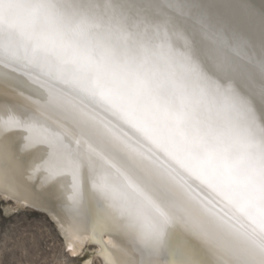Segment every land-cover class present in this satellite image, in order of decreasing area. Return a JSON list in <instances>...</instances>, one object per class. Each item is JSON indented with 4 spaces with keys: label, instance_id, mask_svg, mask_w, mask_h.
I'll return each instance as SVG.
<instances>
[{
    "label": "bare ground",
    "instance_id": "obj_1",
    "mask_svg": "<svg viewBox=\"0 0 264 264\" xmlns=\"http://www.w3.org/2000/svg\"><path fill=\"white\" fill-rule=\"evenodd\" d=\"M221 3L251 36L244 43L233 36V53L211 36L206 21L193 19L203 11L219 22ZM36 28L163 40L194 70L205 93L230 101L264 133V0H0L5 212L49 217L68 255L86 252L83 264H264L261 225L234 187L210 181L162 150L78 72L40 55L29 39ZM168 86L184 94L182 81ZM102 179L138 194L151 215H134L118 199L102 197L93 187Z\"/></svg>",
    "mask_w": 264,
    "mask_h": 264
},
{
    "label": "clouds",
    "instance_id": "obj_2",
    "mask_svg": "<svg viewBox=\"0 0 264 264\" xmlns=\"http://www.w3.org/2000/svg\"><path fill=\"white\" fill-rule=\"evenodd\" d=\"M29 39L40 55L78 72L94 94L146 139L210 181L234 187L264 236V133L254 130L230 101L205 93L194 70L163 40L131 34L69 36L39 28ZM172 80L184 83L182 96L168 86ZM93 187L134 215H151L144 200L123 186L102 179Z\"/></svg>",
    "mask_w": 264,
    "mask_h": 264
},
{
    "label": "rangeland",
    "instance_id": "obj_3",
    "mask_svg": "<svg viewBox=\"0 0 264 264\" xmlns=\"http://www.w3.org/2000/svg\"><path fill=\"white\" fill-rule=\"evenodd\" d=\"M4 206L0 200V264H59L64 258L68 264H83L86 252L68 255L44 214L26 209L7 213Z\"/></svg>",
    "mask_w": 264,
    "mask_h": 264
},
{
    "label": "water",
    "instance_id": "obj_4",
    "mask_svg": "<svg viewBox=\"0 0 264 264\" xmlns=\"http://www.w3.org/2000/svg\"><path fill=\"white\" fill-rule=\"evenodd\" d=\"M217 10L220 15L219 22H216L215 19L208 18L207 15H205V12L203 11L197 12L193 16L194 18L193 17L192 18L198 20L199 22L206 21L209 24L210 32L212 31L213 33L211 34V36L215 37V40H218L222 44L225 42V46L223 45L224 48L226 50L228 49L227 51L233 53L235 52L236 49V48L234 49V45L232 49L228 48L229 42L237 44L236 42L233 41V36L239 38L241 42L244 43L245 41L244 39H246L247 42L251 39L250 33L246 32V26L240 24L241 21L238 20V18L236 19V17L230 11L226 3H221L219 7L217 6ZM242 22L244 23L245 21L242 20ZM235 56L237 55L235 54ZM47 218L53 223V221L49 217Z\"/></svg>",
    "mask_w": 264,
    "mask_h": 264
}]
</instances>
